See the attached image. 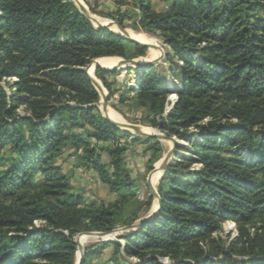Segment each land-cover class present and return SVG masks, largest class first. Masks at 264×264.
Segmentation results:
<instances>
[{"label": "trees", "instance_id": "1", "mask_svg": "<svg viewBox=\"0 0 264 264\" xmlns=\"http://www.w3.org/2000/svg\"><path fill=\"white\" fill-rule=\"evenodd\" d=\"M159 1L165 11L151 0L125 7L137 32L168 48L169 76L179 83L141 68L126 89L145 124L167 137L198 139L190 149L180 145L163 173L157 215L123 244L86 249L82 264H264V0ZM126 11L106 17L123 26ZM145 55L140 44L94 28L71 0H0V83L16 79L8 93L0 85V264H75L74 236L147 216L151 197L137 198L120 143L130 134L98 113L99 95L82 70L92 59ZM94 72L114 94L106 76L115 72ZM167 98L175 103L165 113ZM64 146L114 200L82 207L56 162ZM149 147L151 169L162 148ZM194 164L200 168L190 171ZM227 221L237 235L225 242L214 236ZM108 247L107 260L89 262Z\"/></svg>", "mask_w": 264, "mask_h": 264}, {"label": "rangeland", "instance_id": "2", "mask_svg": "<svg viewBox=\"0 0 264 264\" xmlns=\"http://www.w3.org/2000/svg\"><path fill=\"white\" fill-rule=\"evenodd\" d=\"M78 1L85 8L88 15L91 16L95 20L98 19L96 21L99 22L100 24L114 23L115 25L120 26L115 20L111 18H107L106 14H113V12H115V10L118 8H121L123 11L127 10L124 13L125 18L122 19L123 26H120V27L128 31L130 34L144 35L146 38L152 41L151 45H156L158 47L157 49H151V48L147 49L146 48V55L144 57L135 58V60L141 61V62H149L157 58L160 59V64L154 67V70L157 73H159V76L162 79H164L166 82H171L175 85L179 83L178 80L173 81L169 76V68L172 67V63L163 59V57L169 52L168 48L162 43V41L157 36L150 35V34H147L141 31L137 32L133 28L132 25L134 21L133 19H130V17L133 14L132 12L133 9L129 6L125 7V4L128 3V0H122L124 6L122 4L119 5L121 0H78ZM161 3L162 2L159 0L156 3H153V0H151V4L154 10H162L164 7L162 8ZM92 25L94 26V28L98 29L95 24H92ZM112 29L116 32V29L114 28ZM116 34L120 35V33H116ZM104 58H108V57H104ZM115 58H117L119 61L122 60V58H118V57H115ZM99 59L100 58L92 59V60L97 61ZM93 75L95 76L94 71H93ZM134 77H135V69L133 68H130L126 71L117 70L115 71L114 75L106 76V79L109 82H111L112 84L111 88L114 91V94H112L111 96H109L108 94V99L106 102V109L112 110L116 115H118L119 119H121L120 120L121 122L130 124V125H135L141 128L140 129L141 131L142 130L144 131L145 129H147L151 133L162 134L166 136L160 130L145 124L143 121H144V118L146 117V113L143 110L139 109L136 106V104L133 103L132 100L129 99L131 95L129 94V92H127L126 86L134 84L135 82ZM13 81H16V79H10V80L6 79L3 82H1L0 85L8 93L10 90L9 85ZM96 91L99 95V101L96 104V107H97L98 113L102 115L99 104H100L103 92H105L106 90L103 88V90L96 89ZM171 95L175 96L174 93L172 94L170 93V96ZM169 106L170 104L167 98V102L165 106V113L169 111L168 110L170 108ZM166 110L168 111L166 112ZM17 111L20 115H24V112H23L24 107H19ZM194 131L192 130V132ZM130 135L127 136L126 138L121 139L120 143L124 145V147L126 148V155H125L126 167L130 171L131 177L134 179V181L136 182L138 186V189L136 191V196L140 201L146 202L151 197L149 193V186L152 187L158 194L157 185L163 176V174L159 172L158 179L156 180L155 178V176L158 175V172H157V168L159 166L158 163L163 158V156L166 154V152L169 150L172 143H170L169 140H163L159 142L153 139H147L144 137L133 136V135L130 136ZM168 138H175L178 142H180L183 148L190 149V144H191L190 142H192V140L198 139V136L192 137L189 141L180 140L176 137H168ZM156 142L160 144L162 148V152L160 154L159 160L153 163L152 168L150 169L149 162L156 155V153L152 149H149L150 148L149 146ZM178 152L187 157H194L191 155V153L184 151V150L183 151L180 150ZM78 154H80V152ZM242 156L246 159L249 158V155L245 153ZM56 162L61 165L63 173L68 177V179L70 180V183L72 184L74 188V192L77 195L81 196L83 200L82 207L85 205H89L91 203L93 204H96L98 202L107 203V202L114 200V196L111 195L108 192V189L100 183L97 174L93 170L91 169L86 170L83 167H80L78 165V160L76 159V156L73 153V149L70 148L69 146H64L60 149V153H59L58 158L56 159ZM199 168L200 166L198 164H194L193 166L189 168V170L192 171V170H197ZM151 200H152V203H151V207L148 213L151 212V209L153 207L154 208L156 207V200L153 197H151ZM38 224L39 223H36V225ZM117 228H121V227H117ZM77 235L73 237V242H74V239L77 238ZM236 235H237V232H236L234 223L231 221H227L222 224L221 232L215 234L214 237L220 238L221 240L227 242L228 239L234 238ZM80 238H77V241ZM85 238L92 239L94 237H85ZM107 241H112V240L103 239V240H96L93 242H89L83 247L84 251L86 249L95 250L99 248L102 242H107ZM116 241H118L120 244H123L122 239H118ZM112 251H113V248L108 247L101 255L91 257L89 262L98 263V262H102L103 260H107L111 256ZM77 253L78 251L76 248L75 264L77 263V260H78ZM130 261L135 262L134 259H130ZM160 261L165 264L170 263V261L167 258L160 259Z\"/></svg>", "mask_w": 264, "mask_h": 264}, {"label": "water", "instance_id": "3", "mask_svg": "<svg viewBox=\"0 0 264 264\" xmlns=\"http://www.w3.org/2000/svg\"><path fill=\"white\" fill-rule=\"evenodd\" d=\"M72 2L76 5L77 9L79 10V12L83 16H85L92 24H96V27L98 29H100V28L101 29H108L111 32L120 33V36L122 38L134 41V42L140 44L141 46H143V47H145L147 49H150V48L151 49H157L158 48L156 45H151V44L139 42L138 40L133 38L132 35L128 31H126L125 29H123L120 26L115 25L114 23H108V24L97 23L95 21V19H93L91 16L88 15V13L86 12L85 8L82 6V4L78 0H72ZM112 26H114L116 28V32L111 29ZM166 56L167 55H165L163 57V59L166 58ZM92 64H94L93 71H95L96 69L100 68V69H102L104 71H107V72H115L117 70L120 71L122 69H124L126 71V70H128L130 68L139 70L141 68L156 67V66H158L160 64V59L157 58V59L151 60V61H149L147 63L140 62V61H137L135 59H133V60H124V59H122V60H120L118 62V64L116 66H113V67H110V68L101 66L100 64H98L96 62V60H91L89 64H87L84 68H82V70L87 75L88 79L90 80L91 84L93 85V87L95 89L103 90V87H102V84L100 83V81L97 80L94 75L91 76L89 74V69L92 66ZM128 88L132 89L133 85L132 84L128 85ZM175 98H176V96H175ZM107 99H108V93L105 91V92H103V95L101 97V101H100L99 105H100V111L102 112V116L111 125H113L114 127L118 128L119 130H121L123 132H126V133H129V134H131L133 136H139V137H144V138H147V139H153V140H156V141H159V142L163 141V140H169L172 143V145L169 148V150L166 152V154L160 160L159 166L157 168V170L160 173L163 174L167 170V168L170 165V163L173 160H175L177 148L181 145L180 142H178L175 138H168V137H166V136H164L162 134L145 133V132L140 130L141 128H139V127H137L135 125H130V124H127V123H124V122H118V121L110 119L108 117V115H107V109H106ZM175 101H176V99H175ZM174 103L175 102H173V104L170 106V108L168 110H170L173 107ZM168 110H166V112ZM149 193H150V196L153 197L156 200V207L155 208L153 207L151 209V212L148 213V215L145 216L144 218H142V219H140V220H138V221H136V222H134V223H132L130 225L123 226L121 228H117V229H114V230L109 231V232L79 233L77 235V238L82 236V235H86V236L96 235L100 239L105 238V240L116 241L118 239H122L126 234H128V233H130L132 231H135L136 229L144 226V224L146 222L152 220L157 215V213L159 211V197H158V194L150 186H149ZM77 238L74 239V243L76 245L77 251L79 252V256H78V260H77L76 264H82L83 260H84V248L78 243Z\"/></svg>", "mask_w": 264, "mask_h": 264}, {"label": "bare ground", "instance_id": "4", "mask_svg": "<svg viewBox=\"0 0 264 264\" xmlns=\"http://www.w3.org/2000/svg\"><path fill=\"white\" fill-rule=\"evenodd\" d=\"M96 20H98V19H96ZM95 20V21H96ZM97 22V21H96ZM97 23H99V22H97ZM96 25V24H95ZM112 28H114V29H116L114 26H112L111 27V29ZM113 30V29H112ZM132 35V37L133 38H135L136 40H138L139 42H142V43H147V44H151V40H149L148 38H146L144 35H142V34H131ZM98 64H100L101 66H103V67H107V68H110V67H113V66H116L117 64H118V62H119V60L117 59V58H114V57H110V58H101V59H99V60H97L96 61ZM141 62V61H140ZM145 63H147V62H145ZM93 68H94V64H92V66L90 67V69H89V74L91 75V76H93ZM123 71H124V69H122ZM107 115H108V117L110 118V119H112V120H115V121H118V122H121L120 120L121 119H119V116L118 115H116L112 110H107ZM143 131V130H142ZM143 132H145V133H149V134H156V133H151L149 130H147V129H145ZM171 143V142H170ZM158 165H159V163H158ZM157 172H158V175H156L155 176V178H156V180L158 179V177H159V171L157 170ZM154 180V179H153ZM81 237V238H80ZM80 237H78V238H80L79 240H78V243L82 246V247H84L87 243H89V242H93V241H96V240H103V239H105V238H102V239H100L98 236H96V235H92V236H86V235H82V236H80ZM85 237H94V238H90V239H88V238H85ZM78 256H79V252L77 253V258H78Z\"/></svg>", "mask_w": 264, "mask_h": 264}, {"label": "crops", "instance_id": "5", "mask_svg": "<svg viewBox=\"0 0 264 264\" xmlns=\"http://www.w3.org/2000/svg\"><path fill=\"white\" fill-rule=\"evenodd\" d=\"M156 2H158V0H153V3H156ZM161 4H162V8L163 7L164 8L162 10H156V11L161 12V11H165L167 9V4L165 2L164 3L162 2Z\"/></svg>", "mask_w": 264, "mask_h": 264}]
</instances>
